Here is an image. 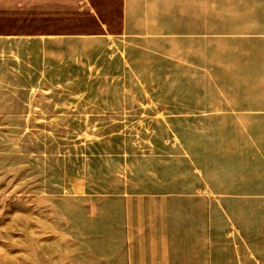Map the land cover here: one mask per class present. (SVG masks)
Wrapping results in <instances>:
<instances>
[{
	"label": "rangeland",
	"instance_id": "374dc122",
	"mask_svg": "<svg viewBox=\"0 0 264 264\" xmlns=\"http://www.w3.org/2000/svg\"><path fill=\"white\" fill-rule=\"evenodd\" d=\"M73 9L0 0V264H150L133 199L176 153L183 85Z\"/></svg>",
	"mask_w": 264,
	"mask_h": 264
},
{
	"label": "crops",
	"instance_id": "0c3cea01",
	"mask_svg": "<svg viewBox=\"0 0 264 264\" xmlns=\"http://www.w3.org/2000/svg\"><path fill=\"white\" fill-rule=\"evenodd\" d=\"M22 3H69L93 35L149 42L167 82L183 85L170 95L183 108L166 143L176 153L152 161L142 175L151 190L133 199L150 264H207L217 253L264 264V0Z\"/></svg>",
	"mask_w": 264,
	"mask_h": 264
}]
</instances>
